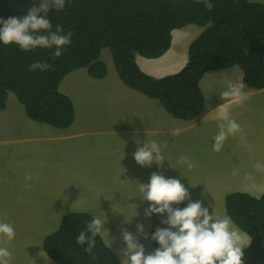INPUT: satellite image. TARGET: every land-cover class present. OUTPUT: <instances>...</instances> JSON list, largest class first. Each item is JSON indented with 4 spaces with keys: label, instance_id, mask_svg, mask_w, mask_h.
Masks as SVG:
<instances>
[{
    "label": "rangeland",
    "instance_id": "1",
    "mask_svg": "<svg viewBox=\"0 0 264 264\" xmlns=\"http://www.w3.org/2000/svg\"><path fill=\"white\" fill-rule=\"evenodd\" d=\"M100 59L108 68L104 79L77 69L60 84V92L75 108L68 129L32 121L13 93L0 111V222L11 224L16 233L11 241L0 234V247L12 253L10 264H56L44 252L43 240L70 212L101 217L103 239L111 242L120 261L126 248L124 230L138 238L146 254L152 253L151 217L145 215L150 202L142 198L139 185L149 183L153 172L180 179L190 200L200 201L218 219L226 215L227 195L264 194V89L243 84L247 98L240 103L221 97L228 81L243 82L241 69L206 74L200 84L204 113L188 122L125 86L109 49ZM224 117L235 120L242 131L228 136L216 152L214 137ZM152 141L161 146L163 168L155 163L141 166L133 157L138 147ZM183 155L195 167L178 163ZM139 224L144 235L137 231ZM240 232L246 248L251 239Z\"/></svg>",
    "mask_w": 264,
    "mask_h": 264
},
{
    "label": "trees",
    "instance_id": "2",
    "mask_svg": "<svg viewBox=\"0 0 264 264\" xmlns=\"http://www.w3.org/2000/svg\"><path fill=\"white\" fill-rule=\"evenodd\" d=\"M34 0H0V18L22 17ZM39 3V0H35ZM53 30L72 32L69 46L61 57L55 49L21 51L18 45L0 42V111L6 109L9 93L23 105L34 122L59 130L72 126L74 104L59 90L64 78L77 69H87L93 79L107 76L100 59L109 49L122 83L149 99L159 102L177 120L194 121L205 101L201 81L208 73L239 68L243 84L255 91L264 89V4L249 0H66L64 10L48 13ZM195 25L204 31L190 45L188 63L176 74L155 78L144 73L136 57L158 59L171 47L174 30ZM45 62L47 71H31L30 65ZM186 200L173 207L184 208ZM225 212L251 241L244 249L245 264H264V194L256 198L232 193L225 198ZM94 215L70 212L59 228L43 240L44 252L56 264H121L100 236L96 239L97 261H92L76 237L86 230ZM151 216L150 237L158 227L167 228ZM175 230V229H173ZM153 251L160 245L151 239Z\"/></svg>",
    "mask_w": 264,
    "mask_h": 264
},
{
    "label": "clouds",
    "instance_id": "3",
    "mask_svg": "<svg viewBox=\"0 0 264 264\" xmlns=\"http://www.w3.org/2000/svg\"><path fill=\"white\" fill-rule=\"evenodd\" d=\"M65 6L66 0H39V3L34 0L32 6L27 8L26 15L9 17L6 20L0 18V42L4 45L16 44L21 51H33L38 47L54 48L53 56L61 57L64 48L71 44L72 32L63 34L61 25H57L53 30L48 13L52 9L64 10ZM50 68L51 65L45 62L30 65L31 71H47ZM221 97L240 103L247 98V93L242 83L228 81ZM240 131L242 129L235 120L224 117L219 123V132L214 137L213 150L221 151L228 136ZM133 157L141 166H151L155 163L160 168L164 167L165 157L156 141L150 144L146 142L143 147H138ZM178 163L186 165L189 169L195 167L187 155L181 156ZM139 189L144 193L142 198L150 202L145 215L163 216L167 213V218L162 219L161 223L168 227H158L152 234L151 239L160 247L149 254H146L144 245L136 236L124 230L122 235L126 248L120 254L121 264H245L244 236L232 218L225 215L218 219L214 212L210 214L209 208L203 206L200 201H191L190 193L180 179L166 178L163 173L153 172L149 183H140ZM185 200H189L186 207H173L174 204L179 205ZM104 226L105 221L99 216H94L87 222L86 230L80 231L76 237L79 245H87L84 251L91 256L92 261L98 260L95 252L96 239L98 236L103 238L106 230ZM137 231L144 235L143 224L137 225ZM0 234L6 237L7 241L13 240L16 235L14 227L6 222H0ZM105 244L109 248L112 246L107 240ZM11 257L12 253L6 246L0 247V264H10Z\"/></svg>",
    "mask_w": 264,
    "mask_h": 264
},
{
    "label": "crops",
    "instance_id": "4",
    "mask_svg": "<svg viewBox=\"0 0 264 264\" xmlns=\"http://www.w3.org/2000/svg\"><path fill=\"white\" fill-rule=\"evenodd\" d=\"M203 31L204 28L195 25H189L185 28L174 30L172 33L173 39L171 47L162 57L158 59H146L137 56L136 62L144 73L155 78H162L168 75L176 74L188 63L189 47ZM204 110L205 104L202 114L204 113ZM212 112L213 111H209L206 115H209ZM206 115L203 118H205Z\"/></svg>",
    "mask_w": 264,
    "mask_h": 264
}]
</instances>
